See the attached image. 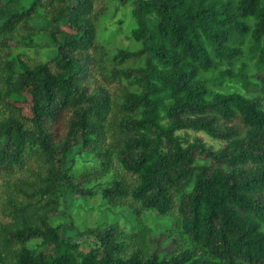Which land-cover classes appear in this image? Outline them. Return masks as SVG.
<instances>
[{
  "label": "trees",
  "instance_id": "obj_1",
  "mask_svg": "<svg viewBox=\"0 0 264 264\" xmlns=\"http://www.w3.org/2000/svg\"><path fill=\"white\" fill-rule=\"evenodd\" d=\"M117 2L131 5L133 47L110 52L97 38L104 0H0V173L35 164L13 191L0 184V264H264V0ZM42 8L68 31L30 39L42 58L29 64L14 38ZM222 80L239 90L212 88ZM83 162L93 171L74 174ZM98 188L114 208L129 199L130 235L76 230L74 204ZM148 211L170 218L161 251Z\"/></svg>",
  "mask_w": 264,
  "mask_h": 264
},
{
  "label": "rangeland",
  "instance_id": "obj_2",
  "mask_svg": "<svg viewBox=\"0 0 264 264\" xmlns=\"http://www.w3.org/2000/svg\"><path fill=\"white\" fill-rule=\"evenodd\" d=\"M104 1L106 4L99 3L95 6V12L98 13L96 19L97 38L100 40V44H103L104 47L110 52H113L118 47H133V44L129 39L130 31L134 27L133 21L130 17V3L122 6L118 5L117 0ZM50 20L51 18L47 10L42 8L36 12L31 20H29L25 24H22L18 28L14 40L20 42L22 46L26 45V47L28 48H24L23 51L17 52V54L23 60H25V62L34 64L42 58L41 55L36 54V52L31 50V43L29 42L30 39L34 40L35 43H40V39L48 37L49 35L54 36L61 31H68L67 26H65L64 24L54 23ZM12 45H15V43L12 42ZM247 47L248 44L245 46V52L241 58V61L245 64L246 71H251L252 61L246 58ZM240 65V62H237L232 67V70L234 72L238 71ZM251 81H254V79H251ZM212 88L220 89L223 91H228L229 89L239 90V86H233L228 80L217 81L215 85L212 86ZM249 95H251V93H249ZM67 118V114L63 113L51 125L50 130L55 142L61 140L63 135L65 134ZM186 133L190 137H198L202 139V141L207 146H210L214 149H219L223 146V142L214 140L203 133ZM26 165L29 167H35L32 159L27 161L22 169L17 168L13 171H2L0 173V184L2 185V189H8L5 185H3V181L9 180V189L10 191H13L16 183H18L17 181L27 176L26 174H29L26 173ZM84 170H89L88 172L93 171L90 164L83 162L80 164V166H77L75 169H73V173L81 174V172H83ZM117 173L119 172L117 171ZM79 177L80 176L75 177V182H79V184L83 185V182L86 180V176L84 175L83 178ZM119 177L122 178L124 185H128L133 181V178L126 173H121ZM99 190L100 188L97 189L93 197L79 199L74 204L76 210L72 214V219L76 230L84 231L86 228H95L98 226H108L110 224H116L119 226L121 233L130 235L131 232H133V229L135 230L137 224L135 218L130 214L129 210L124 205L128 203L127 201H129V199H119L118 204L122 207L114 208L102 201L101 197L99 196ZM74 196H76V194H74ZM20 199H24V197L22 196ZM0 218H2L3 221H7V218L3 217L2 214L0 215ZM58 221L59 220L57 218L53 219V223H58ZM142 222L154 232H156V235H153L154 239L150 238L148 241L150 245V252L163 250L165 245H162V243L159 244L156 241L157 236L160 234L157 233L168 228L170 224V218L158 216L157 214L148 211L145 212ZM89 246V243L82 244L84 250H87Z\"/></svg>",
  "mask_w": 264,
  "mask_h": 264
}]
</instances>
